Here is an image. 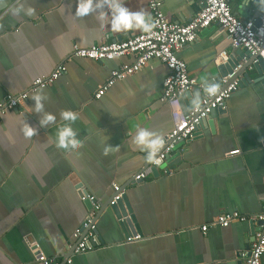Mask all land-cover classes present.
<instances>
[{
    "label": "crops",
    "instance_id": "0c3cea01",
    "mask_svg": "<svg viewBox=\"0 0 264 264\" xmlns=\"http://www.w3.org/2000/svg\"><path fill=\"white\" fill-rule=\"evenodd\" d=\"M122 2L152 19L149 0ZM228 2L243 20L260 13L254 0ZM162 4L170 20L185 23L200 9L201 0ZM21 5L31 8V14H13ZM76 6L77 0H0V102L28 90L35 78L59 64L67 66L52 86L30 92L22 105L0 115V264H41L28 245L32 240L49 257L72 256L73 264H244L242 253L253 242L251 221L214 225L206 234L201 227L223 212L264 211V72L249 68L251 81L232 93L212 118V127L203 125L175 148L157 175L151 169L144 181L135 183L134 175L148 161L132 136L145 128L163 137L173 126L169 106L159 100L170 70L151 59L96 98L111 70L133 57L78 58L72 55L73 46L123 40L143 31L113 32L109 25L101 30L94 16L77 17ZM223 50L240 57L215 23L178 56L200 83L219 86L212 80L219 75ZM37 93L46 95L45 109L57 116L48 127L39 126L40 114L33 111ZM61 110L78 116L72 125L81 142L77 150L56 147L57 128L65 123L59 119ZM25 124L37 133L26 137ZM105 144L118 149L105 155ZM236 149L240 152L230 153ZM113 182L127 186L138 233L123 232L109 206L97 218L105 243L73 255L72 234L90 210L81 193H93L106 204ZM135 234L142 238L127 241Z\"/></svg>",
    "mask_w": 264,
    "mask_h": 264
},
{
    "label": "built area",
    "instance_id": "2783aa9c",
    "mask_svg": "<svg viewBox=\"0 0 264 264\" xmlns=\"http://www.w3.org/2000/svg\"><path fill=\"white\" fill-rule=\"evenodd\" d=\"M162 0H149V11L152 16L154 28L150 32L133 34L123 40H113L81 47L73 46L72 55L78 58H89L96 61L113 60L124 56H132L130 63H124L118 68L111 70L110 77L96 91L95 97L101 98L107 90L118 80L124 79L141 70L151 59H158L165 64L170 72L163 82L162 93L159 97L161 103L170 108L172 129L163 136L164 144L157 153L155 159L158 163L148 161V167L134 175L135 181H144L150 174L153 166H158L166 160L175 148L195 136L199 124L209 117L215 108H225L227 100L232 93L239 88V79L234 78L235 71L222 78L217 94L211 98L203 92V83L193 77L185 60L178 56V51L187 44L197 41L201 32L213 24L219 25L229 36L231 46L235 49H245L254 62H264V12L260 11L257 18L243 20L233 11L228 0H201V7L191 20L185 23L172 21L162 8ZM260 21V25L256 21ZM228 51L223 50L218 55L219 60H227ZM247 55L243 56L242 62H248ZM252 68V66L250 67ZM67 71V66L59 64L50 74L35 78L30 88L19 94H8L4 102H0V115L8 109L17 108L27 100L30 92L52 86L55 81ZM196 87L201 89V104L198 109L192 106L185 110L181 99L185 93L193 91ZM240 149L231 151L237 154ZM114 193L110 204H115L125 193L124 188L117 182H113ZM81 199L90 201L92 206L84 220L75 228L72 237L73 255H81L96 248L95 236L97 218L103 206V202L95 194L83 191ZM260 222V227L255 233V239L250 249L242 253L244 264H264V211L256 214H243L238 211L223 212L201 229L206 234L211 226H229L234 221ZM140 234L128 236L127 241L141 239ZM31 250L36 254L41 264H73V257L64 259L49 257L45 254L37 240L29 241Z\"/></svg>",
    "mask_w": 264,
    "mask_h": 264
},
{
    "label": "clouds",
    "instance_id": "9594fccd",
    "mask_svg": "<svg viewBox=\"0 0 264 264\" xmlns=\"http://www.w3.org/2000/svg\"><path fill=\"white\" fill-rule=\"evenodd\" d=\"M260 11L264 12V0H254ZM32 9L25 10L23 6L13 9V14H31ZM75 15L79 18L94 16L99 22L101 30L109 25L113 32H126L132 29H139L143 32H150L154 28V23L150 15L143 11H132L122 0H77ZM219 86L216 83H206L203 92L211 98L217 94ZM47 99L43 93H37L32 97L34 101L33 111L40 114L39 126L48 127L57 122V116L53 112L45 109L44 101ZM201 104V95L198 90L192 99L193 108L198 109ZM59 119L65 123L57 128L56 147L63 150H77L81 142L77 139V133L72 125L77 121L78 116L72 110H61ZM38 129L30 124H25L23 128L26 137H32ZM132 144L146 153L145 159L152 163H158L155 159L157 153L164 144L163 137L151 130L139 128L132 136ZM118 149V146L105 144V155Z\"/></svg>",
    "mask_w": 264,
    "mask_h": 264
},
{
    "label": "water",
    "instance_id": "95a60500",
    "mask_svg": "<svg viewBox=\"0 0 264 264\" xmlns=\"http://www.w3.org/2000/svg\"><path fill=\"white\" fill-rule=\"evenodd\" d=\"M257 25H260V21L257 20L256 21ZM239 58L235 57V56H230L227 60L222 61L220 64H217V68L219 70V75L215 78H213V82H220L222 80L223 77L233 73L235 71V68L239 66L238 70L234 73V78H238L239 79V87L246 85L248 82L251 81V77L250 75L246 72L251 66L252 68H255L259 73L264 72V62L259 60L258 62H254L253 59L249 56V53L247 50L245 49H239ZM247 55L249 58L248 62H242L243 61V56ZM205 85V84H204ZM200 91V95H202L201 89L199 87H196L193 91L187 92L184 94V96L181 99V103L182 106L184 107L185 110H189L193 105H192V99H193V95L197 92ZM191 99V100H190ZM221 107L215 108L211 111L209 117L205 118L204 120H202V122L199 124L195 136L198 134V131L203 127V125L205 124H209L212 127V118L215 116V114H217L218 112L221 111ZM166 160H163L158 166H153L152 167V172L154 175H157L159 173V166L161 164H163ZM148 165V164H147ZM133 182H142V181H133ZM127 186L124 187V190H126ZM111 199V198H110ZM110 199L108 200V202L105 204L103 203L102 206V210H100V213L103 212L106 208H108L109 206L113 209V212L115 213L119 225L121 226L123 232L130 231V229L134 232V233H138L136 231V227L137 229L138 224L136 221V217L135 214L133 212V208L132 205L130 203L129 200V196L127 194V192L125 191V193L123 194L122 198L120 200H118L115 204H110ZM87 207L90 209L92 206V203L88 200L85 201ZM99 213V214H100ZM252 222V237L250 238V241H254L255 239V233L258 231L261 221L260 222ZM137 225V226H136ZM105 238L103 236V234L100 232V230L98 229V227H96V236H95V244L96 245H100L101 243H105ZM250 249V247L248 248ZM73 254V252H72Z\"/></svg>",
    "mask_w": 264,
    "mask_h": 264
}]
</instances>
